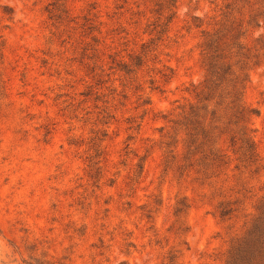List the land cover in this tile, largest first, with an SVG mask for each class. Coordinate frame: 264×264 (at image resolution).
I'll use <instances>...</instances> for the list:
<instances>
[{"label": "rangeland", "instance_id": "1", "mask_svg": "<svg viewBox=\"0 0 264 264\" xmlns=\"http://www.w3.org/2000/svg\"><path fill=\"white\" fill-rule=\"evenodd\" d=\"M229 1L0 0V264H264V0ZM218 28L252 160L186 148Z\"/></svg>", "mask_w": 264, "mask_h": 264}, {"label": "trees", "instance_id": "2", "mask_svg": "<svg viewBox=\"0 0 264 264\" xmlns=\"http://www.w3.org/2000/svg\"><path fill=\"white\" fill-rule=\"evenodd\" d=\"M234 1L227 3V8H231ZM223 12L228 16V12ZM222 30L218 28L207 39L208 46V67L207 75L202 82V88L196 93L197 103L190 106V110L184 114L185 129L188 134L186 140V148L188 152H203L200 148L209 140L211 133L220 129L222 133L229 134L230 146L239 153L237 159H251L257 155L254 140L252 136V128L249 125V112L243 101V87L248 79V74L242 69L244 65L240 64V68H232V63L226 61L227 51L222 44L218 42ZM224 45V44H223ZM226 46V44H225ZM237 54H241L244 48L243 42H237ZM239 61V60H238ZM226 108L230 111V119L227 124L220 127L219 111ZM221 146H211L210 152L215 153L217 157L218 150ZM205 156L207 153H204ZM215 160V158H214Z\"/></svg>", "mask_w": 264, "mask_h": 264}]
</instances>
